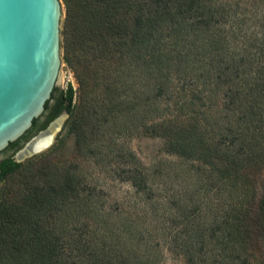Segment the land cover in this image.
<instances>
[{
    "label": "trees",
    "instance_id": "trees-1",
    "mask_svg": "<svg viewBox=\"0 0 264 264\" xmlns=\"http://www.w3.org/2000/svg\"><path fill=\"white\" fill-rule=\"evenodd\" d=\"M65 5L78 88L4 153L66 112L77 155L0 162V264H264V0Z\"/></svg>",
    "mask_w": 264,
    "mask_h": 264
},
{
    "label": "water",
    "instance_id": "water-1",
    "mask_svg": "<svg viewBox=\"0 0 264 264\" xmlns=\"http://www.w3.org/2000/svg\"><path fill=\"white\" fill-rule=\"evenodd\" d=\"M67 46L63 0H0V162L13 155L4 153L9 145L45 113L54 89L68 87ZM63 115L23 143L14 155L16 162L50 148L56 137L44 143L40 138L50 137L53 124ZM21 152L25 154L19 160Z\"/></svg>",
    "mask_w": 264,
    "mask_h": 264
},
{
    "label": "rangeland",
    "instance_id": "rangeland-1",
    "mask_svg": "<svg viewBox=\"0 0 264 264\" xmlns=\"http://www.w3.org/2000/svg\"><path fill=\"white\" fill-rule=\"evenodd\" d=\"M63 1L65 5V0ZM69 37L70 35L68 34V38ZM74 65H75V59L74 57H71L70 61L68 60V86L72 84L74 88L77 89L78 82L75 76ZM67 88L68 87H60L61 90H65ZM62 113L66 114L63 128L57 134L56 140L54 141L52 146H50V148H48L42 153H45L55 148L56 145H60L59 150L57 151V153H55L56 155L54 156H57L59 159H70V158H74L77 155L78 147L76 144V135L74 133H69L70 132L69 125L67 126V122L69 120V114H67L66 112H62ZM130 145L145 164H151L153 161H156L163 156V151H162L163 143L159 139H153L150 137L135 138L131 141ZM29 159H26L25 161H23V163L27 162ZM22 175L23 172H18L13 176L8 177L2 184H0V201L4 197H6L7 190L14 188L17 189L22 186V181L24 179V178L21 179ZM108 180L110 181L109 184H112L111 186H113L115 190L117 191L119 190L120 195H122V193L128 189V185L120 183L117 180H110V179ZM166 264H184V262L181 259H176L173 258V256H168Z\"/></svg>",
    "mask_w": 264,
    "mask_h": 264
},
{
    "label": "bare ground",
    "instance_id": "bare-ground-1",
    "mask_svg": "<svg viewBox=\"0 0 264 264\" xmlns=\"http://www.w3.org/2000/svg\"><path fill=\"white\" fill-rule=\"evenodd\" d=\"M65 115H63L61 118H59L54 124H53V126H52V128H51V132H52V135L49 137V135H47V134H44L41 138H40V142L41 143H44V142H46L47 140H49V141H53V139L57 136V134L60 132V130H61V127H62V125H63V123H64V120H65ZM49 137V138H48ZM24 154H25V152H21L19 155H18V158L17 159H21V158H23V156H24Z\"/></svg>",
    "mask_w": 264,
    "mask_h": 264
},
{
    "label": "flooded vegetation",
    "instance_id": "flooded-vegetation-1",
    "mask_svg": "<svg viewBox=\"0 0 264 264\" xmlns=\"http://www.w3.org/2000/svg\"><path fill=\"white\" fill-rule=\"evenodd\" d=\"M47 115L49 116V112H47ZM47 116H45L43 119V122L46 120ZM15 155V154H14ZM15 159V158H14ZM16 161V160H15Z\"/></svg>",
    "mask_w": 264,
    "mask_h": 264
}]
</instances>
